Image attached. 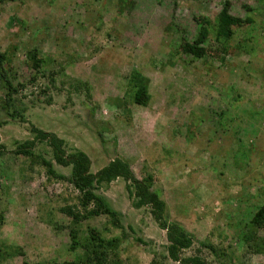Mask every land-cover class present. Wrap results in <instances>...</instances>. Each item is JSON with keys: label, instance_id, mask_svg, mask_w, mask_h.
I'll use <instances>...</instances> for the list:
<instances>
[{"label": "rangeland", "instance_id": "1", "mask_svg": "<svg viewBox=\"0 0 264 264\" xmlns=\"http://www.w3.org/2000/svg\"><path fill=\"white\" fill-rule=\"evenodd\" d=\"M223 1L232 17L252 19L234 29L227 54L211 37L199 44L209 52L201 59L178 53L179 43L198 39L197 21L215 24ZM118 2L0 4V52L11 48L13 84L23 85L12 96L14 110L21 113L14 119L2 108L0 91V242L13 248V255H5L0 264H71L80 254L68 251L69 220L58 212L76 203L77 192L49 178L35 162L11 153L31 139V128L83 150L92 172L119 157L136 178L151 175V190L164 201L167 220L192 237L182 256L196 255L204 264H264V252L249 249L241 239L264 202V45L248 54L245 39L250 35L264 43V0H131L121 5V12ZM32 49L46 61L44 73L54 74L28 83L35 71L25 54ZM212 53L218 57H210ZM70 57H75L71 63ZM132 68L147 77L151 100L146 107L122 101L132 111L128 117L115 100L110 99L107 109L104 104L108 96L119 97ZM84 79L92 100L74 91L72 82ZM93 102L99 105L95 112L89 110ZM214 108L218 116H211ZM105 123L111 131L98 137L95 131ZM37 149L50 159L45 145L37 144ZM247 151L249 165L241 168L237 163H246L242 154ZM52 164L56 172L68 173L67 167ZM101 194L119 214L121 229L107 225L104 216L78 227L82 234L94 229L105 239L119 237L111 264H150L151 259L171 264L162 258L164 231L148 208L131 205L121 179ZM255 235L264 242V228ZM200 243L223 256H213Z\"/></svg>", "mask_w": 264, "mask_h": 264}, {"label": "trees", "instance_id": "2", "mask_svg": "<svg viewBox=\"0 0 264 264\" xmlns=\"http://www.w3.org/2000/svg\"><path fill=\"white\" fill-rule=\"evenodd\" d=\"M16 0H0V4L4 2H12ZM19 1V0H17ZM119 1L118 12H121L125 3H130L131 0H117ZM160 1V0H156ZM229 4L223 1L221 9L216 13V22L213 25L208 24L207 20L197 21V25L200 27V33L198 39L193 43H187L182 41L177 45V52L185 56H189L193 59H201L209 54L207 49L200 47L199 44H204L205 40L210 37L212 40L217 41L220 45V52L226 55L228 52L227 42L232 37L234 29L241 27L242 25L251 24L252 19L246 16L244 19L238 17H232L228 13ZM204 27H201V25ZM210 27V31L208 30ZM247 27H244V31H247ZM248 32V31H247ZM245 39L248 41V54L252 53L253 49L259 45H264L262 39L253 38V36L245 35ZM10 49L8 53L0 52V91L3 93L2 108L5 110V114L11 119L21 116L19 112L14 110L15 103L12 96L17 93L18 88H23L22 84L14 86V77L10 68ZM212 53L210 57H218ZM25 58L28 67L35 71L34 76H31L28 83H33L37 78H46L45 76H51L54 73H44L46 61L37 56L35 50L26 52ZM75 57H70L69 63L74 60ZM220 61L223 57L219 58ZM244 70V68H242ZM51 79V78H50ZM125 83L123 91L120 90V94L117 96H108L105 102V108L110 107L109 101L115 100L118 108L123 105L126 108L124 102L128 105H135L139 107H146L151 100V92L149 88V81L147 77L142 75L138 69L132 68L124 78ZM34 80V81H33ZM52 80V79H51ZM81 80V79H80ZM76 88L74 91H82L89 97L90 84L84 79L81 81L72 82ZM69 85V84H68ZM209 89V87H207ZM120 89V88H119ZM235 87H229V92L234 91ZM226 93V92H224ZM218 95V93H217ZM92 100V98L89 97ZM88 100V99H87ZM87 104V102H86ZM99 105L93 102V106H89L91 112H95ZM112 107V106H111ZM104 108V107H103ZM100 108V109H103ZM107 109V108H106ZM218 116V108L213 109L211 116ZM129 117V114L127 115ZM107 123L108 120H105ZM111 127L107 124L99 126L95 131L97 136L101 137L102 132L111 131ZM32 137L31 139L24 140L22 143L16 145V148L11 151L13 155L23 156L24 158L35 162L37 165L44 168L46 175L49 178L58 181H64L72 186L77 192L75 199L77 200L73 205H64L58 209V212L64 215L69 220L68 236L69 245L68 251L70 253H80L73 256L71 264H111L109 256L114 253L119 246V237H113L105 239L98 233L97 230L87 229L82 234L78 224L82 221L89 220L95 217L104 216L107 218V225L112 226L113 229H121L119 224V214L112 209L106 198L101 194L108 185L116 179H121L124 183V190L131 200V205L134 208L145 207L148 208V214L151 217L155 225L165 234L166 246L164 249L165 254L162 256L163 260L170 261L171 264H204L198 256L193 255L189 257L182 256V252L190 248L192 244V237L188 235L183 228L171 223L167 220L164 213L165 203L159 197L156 190H151L152 176L149 174L143 175L140 179L136 178L127 162L119 157H115L105 163L99 169H95L92 172L91 162L85 152L81 149L67 147L64 140L53 133H47L39 129H30ZM177 133V131H176ZM111 141L114 142L113 138ZM101 142V141H100ZM235 142V141H234ZM37 144L45 145L49 149L50 159L45 160L43 156L36 149ZM3 150V146L0 145V154ZM43 151V150H42ZM45 151H43L44 153ZM247 158L245 164L237 163L240 167L248 166L250 158L248 151L243 153ZM52 162L62 168H68L66 175L58 173L52 168ZM49 212V211H48ZM51 215V211L49 212ZM264 228V202L261 206L252 214L249 222L245 225V232L242 234L241 239L247 243L249 249L255 251L264 252V242L260 237H256L255 232L258 229ZM137 243L146 245L145 242L140 239L135 240ZM204 248H207L213 256H223V252L211 246L208 243H200ZM12 246L6 245L4 242H0V261L3 257L12 256ZM115 264H119L115 262ZM150 264H162L156 263L154 259H151Z\"/></svg>", "mask_w": 264, "mask_h": 264}, {"label": "crops", "instance_id": "3", "mask_svg": "<svg viewBox=\"0 0 264 264\" xmlns=\"http://www.w3.org/2000/svg\"><path fill=\"white\" fill-rule=\"evenodd\" d=\"M130 113H132V111H130V109H128L127 112H126L125 114H126V115H128V114L130 115ZM145 148H147V147H145Z\"/></svg>", "mask_w": 264, "mask_h": 264}, {"label": "clouds", "instance_id": "4", "mask_svg": "<svg viewBox=\"0 0 264 264\" xmlns=\"http://www.w3.org/2000/svg\"><path fill=\"white\" fill-rule=\"evenodd\" d=\"M139 107V106H138Z\"/></svg>", "mask_w": 264, "mask_h": 264}]
</instances>
